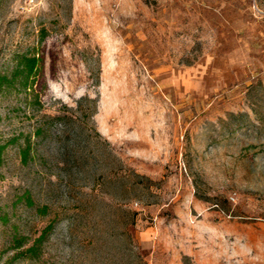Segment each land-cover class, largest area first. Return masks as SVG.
<instances>
[{"label": "rangeland", "instance_id": "1", "mask_svg": "<svg viewBox=\"0 0 264 264\" xmlns=\"http://www.w3.org/2000/svg\"><path fill=\"white\" fill-rule=\"evenodd\" d=\"M22 55L0 264H264V0H0Z\"/></svg>", "mask_w": 264, "mask_h": 264}, {"label": "trees", "instance_id": "2", "mask_svg": "<svg viewBox=\"0 0 264 264\" xmlns=\"http://www.w3.org/2000/svg\"><path fill=\"white\" fill-rule=\"evenodd\" d=\"M42 61L43 59L37 55H22L17 58L16 65L13 68L10 75L0 74V87L15 88L20 87L26 90H33L32 77H35L38 73L42 71ZM42 133L41 129L37 130V134ZM4 147L0 146V160L1 154ZM21 155L23 160L26 161L28 157V149L24 148L21 150ZM1 162V161H0ZM44 235L38 238L34 244L28 248V252L34 253L37 249L38 243L43 241ZM23 246V242H19V247Z\"/></svg>", "mask_w": 264, "mask_h": 264}]
</instances>
